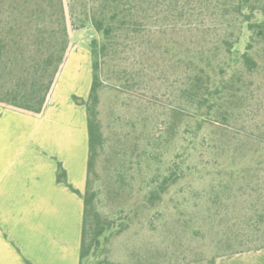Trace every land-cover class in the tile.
Listing matches in <instances>:
<instances>
[{"label": "rangeland", "instance_id": "rangeland-1", "mask_svg": "<svg viewBox=\"0 0 264 264\" xmlns=\"http://www.w3.org/2000/svg\"><path fill=\"white\" fill-rule=\"evenodd\" d=\"M183 3L187 13L199 12L196 28L186 13L165 16L160 8L151 10V18L136 32L119 35L115 52L102 62L98 117L104 143L92 176L95 205L107 223L86 264H212L220 256L264 246V224L258 231L252 221L256 209H264V72L254 77L251 104L235 122L225 130L211 124L202 130L216 138L218 149L199 142L201 138L192 146L191 134L184 130L194 120L178 91L187 70L173 54L192 42L214 41L221 33V13L213 0ZM69 33L67 60L56 82L59 96L81 106L76 99L88 98L84 96L92 77L89 45L100 34L91 25L75 29L71 24ZM124 71L129 82L118 80ZM176 108L182 114L174 115ZM181 151L188 155L184 166L195 168L187 169L161 199L144 206L151 187ZM246 153L261 154L262 164L251 162L234 175L215 164L230 168L233 155L239 156L238 162Z\"/></svg>", "mask_w": 264, "mask_h": 264}, {"label": "trees", "instance_id": "trees-1", "mask_svg": "<svg viewBox=\"0 0 264 264\" xmlns=\"http://www.w3.org/2000/svg\"><path fill=\"white\" fill-rule=\"evenodd\" d=\"M184 0H0V101L33 113H41L67 60L70 45V24L75 29L88 25L100 34L90 43L92 54V83L87 99H76L86 105L89 158L88 178L84 198V221L81 242V264L98 249L107 220H104L95 205L96 191L93 188L96 159L104 138L98 117L99 91L103 87L102 62L115 52V43L123 32H136L150 11L160 8L165 16L186 14L192 28L198 13L185 11ZM221 14L219 36L209 45L192 42L186 48L174 52V58L185 64L187 74L179 88L180 100L189 107L194 120L185 126L191 134V144L199 142L218 149L216 138L201 134L213 125L225 130L235 122L243 110L251 104V86L254 77L264 72V0H213ZM186 13V14H185ZM216 14V12L214 13ZM118 80L129 82L125 71ZM174 115L182 114L176 108ZM159 137H163L161 134ZM247 154V153H246ZM231 157L232 165L219 168L240 174L251 162L259 167L261 154L247 157ZM187 156L184 151L176 154L170 169L158 183L151 187L144 206L154 204L162 194L186 175L184 166ZM243 156V157H242ZM247 157V158H246ZM242 165L235 167L236 164ZM58 181L67 182L66 171L61 162L58 166ZM156 181V179H154ZM75 191L79 192L75 189ZM80 193V192H79ZM253 226L260 231L264 224V209L257 210ZM109 222V221H108ZM262 224V225H263ZM248 248L235 253L262 249ZM215 258L212 264H216ZM111 263L99 260L95 264ZM144 264V263H134ZM163 264V263H153Z\"/></svg>", "mask_w": 264, "mask_h": 264}, {"label": "crops", "instance_id": "crops-1", "mask_svg": "<svg viewBox=\"0 0 264 264\" xmlns=\"http://www.w3.org/2000/svg\"><path fill=\"white\" fill-rule=\"evenodd\" d=\"M59 90L58 81L41 113L0 103V264H81L87 110ZM59 162L67 182L58 181ZM216 264H264V248L220 256Z\"/></svg>", "mask_w": 264, "mask_h": 264}]
</instances>
